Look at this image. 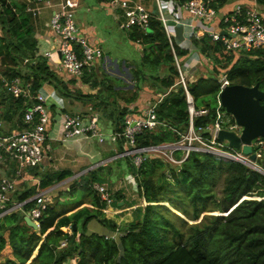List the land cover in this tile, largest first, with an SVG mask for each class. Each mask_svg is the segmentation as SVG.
Returning <instances> with one entry per match:
<instances>
[{
  "label": "trees",
  "instance_id": "obj_1",
  "mask_svg": "<svg viewBox=\"0 0 264 264\" xmlns=\"http://www.w3.org/2000/svg\"><path fill=\"white\" fill-rule=\"evenodd\" d=\"M93 0H90L92 2ZM98 4L109 0H94ZM148 5L150 1L143 0ZM228 0H212L220 8ZM264 3V0H257ZM25 0H0V120L22 129L30 124L24 112L36 97L15 94L4 81L20 75L24 83L30 84L35 95L45 84L51 83L61 94L79 97H99L95 107L111 120L115 129L124 130L126 117L141 108L131 107L138 98L145 80L153 78V83L166 88L165 95L158 102V114L167 123L145 128L137 136L138 143L159 142L173 139L179 134L171 126L185 129L189 125L190 113L186 91L181 83H176L178 66L173 44L177 53L186 54L189 48L172 43L161 18L153 14L151 26L144 30L133 25L125 31L128 38L142 43L141 60L131 66L136 88L124 100L104 95L103 88L121 92L123 87L111 74L99 77L97 66L86 68L82 81L90 83L94 91L83 92L73 89L74 77H65L55 66L50 56L40 51V37L35 27L34 15L26 8ZM194 45L211 61L213 73L202 71L189 83L197 107L207 106L208 113L196 115V126L208 125L219 114L221 82L218 75L227 72L231 82L245 84L260 83L264 88V46L251 49L227 48L222 40H213L204 33L193 37ZM104 56V55H103ZM104 60V57L101 58ZM160 68H165L161 73ZM99 77V78H98ZM157 97V96H156ZM155 97V98H156ZM154 99V98H153ZM264 102V97L261 99ZM123 102V103H122ZM54 104L51 106L52 108ZM136 109V110H135ZM100 117V123L103 119ZM234 115L230 122H235ZM102 124V123H101ZM224 122L226 127L228 124ZM103 126V124H102ZM7 128V127H6ZM206 135L211 132L203 130ZM110 139V138H109ZM118 151L125 149V135L113 140ZM127 160L125 179L131 171L139 172L140 184L132 191L136 199L126 198L119 203L124 192L112 191L114 207L128 205L125 211L108 214L102 207L106 201L96 192L93 183L98 177V165L70 183V190L82 184L93 195L97 207L83 204L75 211L60 216L67 209L59 210L56 204L45 209L40 230L28 223L22 209L12 210L0 216V251L8 248L12 256L9 264H264V172L235 158L217 155L210 151L192 150L181 163L165 160L157 152H149L139 166L133 160L134 153L118 155ZM13 163V162H11ZM264 165V157L263 162ZM14 164V163H13ZM40 165V164H38ZM38 165H30L38 167ZM14 166V165H13ZM35 167V168H36ZM32 168V169H33ZM15 171V166L13 168ZM36 173V169H33ZM169 170V172H168ZM48 174L42 185H48L70 174L72 170L63 168ZM171 174V175H170ZM2 170L0 169V176ZM221 184L217 187L218 181ZM102 181V180H101ZM37 189L34 187L18 194L27 198ZM143 194L148 200L143 203ZM84 200H78L75 206ZM34 204L33 199L25 202L26 207ZM110 204V206H111ZM73 205V206H74ZM71 206V207H73ZM2 208L0 207V210ZM131 210V213H126ZM220 211L221 213H218ZM106 213V214H101ZM98 216L112 227L120 226L125 232L120 238H110L106 234L87 232L85 225L92 216ZM71 231L64 230L63 224L78 223ZM54 225V227H52ZM67 238L68 243L60 245ZM38 252L29 260L32 253ZM78 259L67 263L73 257ZM71 261V260H70Z\"/></svg>",
  "mask_w": 264,
  "mask_h": 264
},
{
  "label": "built area",
  "instance_id": "obj_2",
  "mask_svg": "<svg viewBox=\"0 0 264 264\" xmlns=\"http://www.w3.org/2000/svg\"><path fill=\"white\" fill-rule=\"evenodd\" d=\"M26 8L34 16L41 15L47 8H51L49 17L50 27L59 35L58 50L60 53L59 63L55 67L67 70L72 76L81 77L86 68L92 69L104 55L101 44L93 42L81 32L76 18V10L81 0H25ZM108 4L116 5L120 10V22L126 28L138 25L144 30L151 26L153 14L161 18L164 28L173 43L181 47L189 48L190 51L203 53L194 45L193 37L204 33L211 35L213 40H222L227 48L242 50L264 46V14L255 6L238 1L231 9L220 13L212 0H154L156 7L148 5L143 0H109ZM180 29V30H179ZM225 30V31H223ZM178 75L176 83L183 84L188 101L190 121L185 129L177 126H170L179 134L173 139L162 140L159 142L138 143L137 136L145 128H152L167 122L158 114L157 104L165 93L151 99L139 111L127 115L125 129H113L105 132L100 125V115L98 112H88L85 115L81 112H71L61 109V127L63 138L75 136H98L99 140L104 141L110 138L117 140L122 134L125 135V149L118 151V155L134 153L133 160L137 166L141 164L144 157L149 152H157L165 160L172 163H181L192 150L210 151L217 155L239 159L245 163L259 168V163L251 159L249 153L244 152L243 147H236L229 142L223 141L219 132L224 128L227 119L219 111L215 121L208 125L196 126L194 118L199 114H206L209 111L207 106L197 107L194 95L189 87L188 78L192 81V76L197 65L189 62H182L173 44ZM44 54L50 56L53 49L47 48ZM188 52V53H189ZM54 66V64H53ZM221 82V89L231 83L227 72L218 75ZM4 81L15 94H24L28 97L35 96L36 99L25 109V120L30 124L22 129L13 127L11 131H6L0 127V161H18L15 165V173L21 174L24 166L38 165L42 163L48 154L50 143V126L53 123L55 112L51 107L50 98L52 93L46 94L42 87L33 95L30 84L24 83L20 75L12 79L4 77ZM57 111L59 109L57 108ZM3 123L0 120V125ZM237 122H230L225 128L233 129ZM203 130L211 132L206 135ZM238 133L239 131L236 130ZM252 144L257 152V157L263 155L264 136H257ZM96 161L97 164L101 163ZM127 178L135 187L140 184L139 172L131 171ZM95 188L99 191L100 197L106 201L104 210L110 212V204L115 197L112 195L106 183L96 181ZM16 188V178L3 173L0 176V216L14 209L20 208L38 223L39 229L41 219L45 209L51 202L47 190L40 189L34 195L9 203L10 192ZM29 199L34 200L30 207L25 206ZM147 199L143 194V203ZM71 231V225L66 229ZM125 229L117 226L107 237L120 238ZM68 243L67 238L60 241L64 246ZM78 257V256H77ZM78 259V258H77Z\"/></svg>",
  "mask_w": 264,
  "mask_h": 264
},
{
  "label": "crops",
  "instance_id": "obj_3",
  "mask_svg": "<svg viewBox=\"0 0 264 264\" xmlns=\"http://www.w3.org/2000/svg\"><path fill=\"white\" fill-rule=\"evenodd\" d=\"M238 1L244 2L251 6H255L259 10H261V12L264 14V3L258 2L257 0H236L235 2H238ZM83 4L84 2H80V5L77 7V10H76V18L80 26V30L82 33L86 34L90 38L91 41L102 45L101 40L104 39L105 36L103 35V33H101L100 22H98L99 20L97 21V23L96 22L86 23L85 19L88 16L83 11H81V14L83 13L86 16V18L84 19L83 17L79 16L78 9H80V7ZM105 4H108V2H105ZM149 5L152 6V3L149 2ZM99 6L105 9L107 12H113L112 13L113 18L119 22L117 18V14L115 13L113 8H112L113 9L112 11V9H109V8L106 9V6L105 7L101 5ZM232 7L233 5L228 6V7L223 6V7H220L219 11L220 13H223L225 11H228ZM51 10H52L51 8H47L41 15L34 16L35 18L34 21H35L36 30L40 37V51H43L44 49H47V48L53 49V54L51 55V59H52L54 66H57L59 63V59H60V53L57 47L59 35L49 25V17L51 16ZM133 42L141 45V49H142V43L135 41V40H133ZM57 68L62 72V74L65 77L75 78L76 82L75 83L73 82V85H72L73 89H75V87L83 88L85 87V85H87V82H83L80 77L72 76L67 70L59 68V67ZM202 71H206V70L202 69ZM42 89L46 94H48L49 92L52 93L51 95L52 99H50L51 106L54 104L55 100L62 98L63 94H61L60 92L59 93L61 95L57 94L54 91L55 87L51 83H45ZM87 90L91 91L92 86L88 88ZM145 95H147V92L145 90H141L138 98L135 99L131 103V107H135L136 109L138 107L143 108L151 99H153L151 94H150V97L148 95L147 96ZM66 97L70 99L71 101H75V100L76 102L79 101L78 99H76L77 97H79L76 93H74L72 96H66ZM85 105L86 104H84L83 102L82 104H79L78 106L84 107ZM53 109L57 111V108H53ZM112 126L109 125L108 127L104 129H108L109 131H111L114 129V127ZM50 127H51L49 130L50 138L48 139L50 143V148L48 149V154L45 156L42 163L38 165V167L34 166L33 168L31 166H27L28 168L27 170L23 168V171L21 174H16L13 168L17 164H13L10 161L6 160V161H3L2 165H0L2 174L7 173L16 178V188L10 192L9 203L14 204L15 201L21 199L18 197V194L28 191L30 188L35 186L37 190L34 193L30 194V196L34 195L40 189H44V190H47L49 196L51 197L50 203L57 205L56 198H59V199L61 198L60 200H63V198L65 197L62 195V193H67L68 190L72 191L69 189L70 181H73L76 178L82 181L81 179L82 175L88 174V171L90 169L98 165H102L101 167H99V174L101 176V179L100 177H98V179H96L94 183L96 181L102 180L101 182L106 183L111 192L115 190H122L124 192V196L122 197V199H119L120 204H123L125 202V197L130 198L131 196L136 199L135 190L132 191L130 181L125 179V174H126L125 171H126V168L128 167L127 160H125L124 158H120L118 156V153H117L118 147L114 143L113 140L108 138L107 139L108 142L105 143L103 147H101L99 150H95L88 143V138L90 136H75V137L65 139L63 138L62 131H59L58 127H57V130L53 131L55 127L53 123ZM1 129L8 131L10 127L8 126V128H6L5 126H2ZM97 155H100L99 160L106 158V161L104 162V164L103 163L97 164V162L93 163V161L90 160V158H93L94 156H97ZM32 168L36 169L37 172L35 173ZM63 168L71 169L72 174L60 180L52 182L48 185H42V179L44 177L46 178L48 174H50V176H54L56 174L55 172L56 170L63 169ZM94 183H93V186H94ZM80 185L82 186V184ZM95 189H96V192L99 193L97 188ZM92 198H93V195L89 193L88 191L87 194H84V197L82 199L84 201L76 206L74 204H76L77 201L73 204H69L61 208H59L57 205V208L59 210H64V209L69 208L65 212H63L60 216H63L65 214H69L75 211L77 208H79V206L83 204H88L89 206L97 207V205L93 203ZM128 207L130 206L122 205L120 207H114L113 204H111V206H109L110 212H108V214H111L113 216L117 215L116 212H121V210L125 211ZM102 208L104 209V206ZM17 209H20V208H17ZM126 213L130 214L131 210H127ZM101 214L103 215L106 213H101ZM72 223L73 221L67 224H63L62 228L66 230L70 225L72 227ZM76 224L80 226V229L82 228L83 225H82L81 218L78 219V223L76 222ZM52 227H54V225ZM73 228L74 227H72V230ZM85 228L87 232H98L101 234H106V233H109L114 227H112L108 223V221H104L95 215V216H92L87 221ZM39 246H40V243L36 247L37 251L35 252L34 250L29 260L38 252ZM77 258L78 257H75L76 260ZM74 261L75 260H71L69 263H72ZM22 264H26V263H22Z\"/></svg>",
  "mask_w": 264,
  "mask_h": 264
},
{
  "label": "rangeland",
  "instance_id": "obj_4",
  "mask_svg": "<svg viewBox=\"0 0 264 264\" xmlns=\"http://www.w3.org/2000/svg\"><path fill=\"white\" fill-rule=\"evenodd\" d=\"M147 1H150L152 5L156 7L154 0H147ZM235 1L236 0H228L221 7L223 6L228 7V6L235 5L236 3ZM81 2H84V4L80 7V9H78L79 16L83 17L84 19L86 18V16L83 13L81 14V11H83L88 16L85 19L86 23H94V22L97 23V21L99 20L98 22H100L101 33H103V35L105 36V38L101 40L102 45L105 49L104 56H103L104 60L103 61L100 60L96 64L98 76L102 77L104 76V73L106 72L115 77V79L114 78L107 79L108 80L107 82H109L110 80L113 82L116 81L118 84L123 86L121 87V86L116 85L117 86L116 88H121L120 93H118L116 89L109 90V89L103 88L104 95L110 96V99H112L113 97H116L119 100L125 101L124 97H121V95L122 94L126 95L129 92L131 93L137 87L135 80L133 78V71L131 70V66L135 65V63L141 60V55H142L141 45L133 42V40L131 41V39L128 38V36H126L127 33L125 30L127 28L123 26L120 22V16L118 14L120 9L116 7V5L105 4V2L103 4L102 3L98 4L94 0L92 2H90V0H81ZM99 5L103 7L106 6V9L113 8L115 13L117 14V18L119 22L113 18V15H112L113 12H107L105 9L101 8ZM142 48H143V45H142ZM179 57L182 62H189V63H192V65H197L196 70L193 71V74H192L193 77H196L197 75L201 73H204L202 72V69H205L207 72L213 73V69L211 67V61L205 55L202 57L201 53L199 52L197 53L196 51H190L189 53H186V54L180 53ZM160 72L164 73L165 68H160ZM80 78L82 79V76ZM190 79L191 78L189 77L188 78L189 82H190ZM152 81H153V78H148L147 80H145L144 86L142 88V90H145L147 92V95L149 97H150V94L152 98H155L156 96L162 93H165L166 88H163L160 85H156V83H153ZM89 86L91 87L90 83H87L85 87L80 88V89L83 92H86L88 91L87 89L90 88ZM96 90L97 89L92 88L91 91L95 92ZM54 91L57 94H60L56 88L54 89ZM76 99H78L79 101L77 102L76 100L71 101L65 95H62L61 99L55 100L53 107L58 108L59 111H56L55 109H53V111L55 112V117L53 119V125L55 127L53 131L57 130V127L59 131L62 130L61 118L63 115L62 114L63 110L61 109H66L71 112H81L84 115L88 112L95 111L99 113L100 117L101 116L103 117L102 110L94 106L95 103L99 101L100 99L99 97H95V96L94 97H77ZM83 102L84 104H86L84 107L78 106L79 104H82ZM221 107H222L220 108L221 113L227 119V124H228L233 113L230 110H228L227 107L224 106L223 104L221 105ZM110 122L111 120H107L105 117H103L101 121L103 126L100 123L102 129L108 127L109 125L112 126V123L110 124ZM4 126L8 128L9 123L4 121ZM233 129L238 130L240 134L242 132L243 126L237 122V125ZM104 131L109 132L108 129H105ZM221 139L225 142H229L227 138L221 137ZM107 142H108L107 139H105L104 141L99 140L98 136H90L88 138V143L95 150H99ZM263 151H264V148H263ZM263 157H264V153L263 155L258 156L257 159L255 160L259 163V168L261 167L264 169V165L261 163L263 162ZM99 158H100V155H97V156H94L93 158H90V160H92L93 163H95L96 161L99 160ZM101 161L100 162L104 164V162L106 161V158L101 159ZM13 163L18 164V161L14 160ZM2 164L3 162L0 161V165ZM23 168L25 170L28 169L27 166H24ZM71 182L72 181H70V183ZM220 184H221V180L218 181L217 187H219ZM76 187L77 188L73 191L68 190L67 193H62V195L65 197L63 198V200H60L61 198L60 199L56 198V203L59 208L63 206H67L69 204H73L76 201L83 199L84 194L88 193V189L81 186L80 184H77ZM10 256H12V252H10L8 248H4L2 251H0V264H9L6 261ZM70 260H75V257ZM70 260L67 263H69Z\"/></svg>",
  "mask_w": 264,
  "mask_h": 264
},
{
  "label": "water",
  "instance_id": "obj_5",
  "mask_svg": "<svg viewBox=\"0 0 264 264\" xmlns=\"http://www.w3.org/2000/svg\"><path fill=\"white\" fill-rule=\"evenodd\" d=\"M263 97L264 88L260 86L259 82L252 85L231 82L221 91L223 105L233 113L243 129L239 134L234 129L224 127L220 130L219 136L220 138H227L231 145L242 146L244 152L249 153L253 160L257 159V152L254 150L252 141L257 136H264V102L261 101ZM258 169L264 172L263 168ZM218 213L221 212L218 211ZM25 218L29 224L39 231L38 223L29 213H25ZM76 225V222H74V228L77 227Z\"/></svg>",
  "mask_w": 264,
  "mask_h": 264
},
{
  "label": "clouds",
  "instance_id": "obj_6",
  "mask_svg": "<svg viewBox=\"0 0 264 264\" xmlns=\"http://www.w3.org/2000/svg\"><path fill=\"white\" fill-rule=\"evenodd\" d=\"M147 202H148V200H147ZM40 230V229H39Z\"/></svg>",
  "mask_w": 264,
  "mask_h": 264
}]
</instances>
